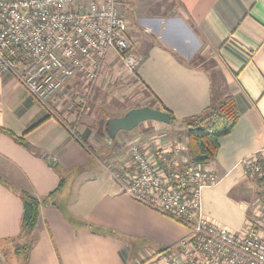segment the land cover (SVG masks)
<instances>
[{
	"label": "crops",
	"instance_id": "1",
	"mask_svg": "<svg viewBox=\"0 0 264 264\" xmlns=\"http://www.w3.org/2000/svg\"><path fill=\"white\" fill-rule=\"evenodd\" d=\"M120 2L122 13L131 12L127 35L140 63L129 72L109 52L77 124L81 74L51 94L57 116L11 75H0V129L11 133L0 131V264H148L186 236L184 225L129 197L111 173L126 166L136 139L152 143L160 135L164 144L187 145L180 120L206 110L214 79L234 98L239 118L219 139L212 159L219 181L202 189L201 208L236 234L244 226L261 185L242 174L240 162L264 147V0H178L136 20L132 3ZM137 105L167 109L176 122L144 121L106 142V119ZM22 191L40 202L28 237L18 236ZM29 240L26 256L9 247Z\"/></svg>",
	"mask_w": 264,
	"mask_h": 264
},
{
	"label": "built area",
	"instance_id": "2",
	"mask_svg": "<svg viewBox=\"0 0 264 264\" xmlns=\"http://www.w3.org/2000/svg\"><path fill=\"white\" fill-rule=\"evenodd\" d=\"M120 5V0H0V75H11L57 116L51 94L81 74L86 88L76 99L77 124L109 52L129 72L140 63ZM160 137L131 142L126 166L111 173L129 197L188 229L147 263L264 264V147L240 162L242 174L261 185L236 234L202 212V189L219 181L212 160L191 164L185 143L164 144Z\"/></svg>",
	"mask_w": 264,
	"mask_h": 264
},
{
	"label": "trees",
	"instance_id": "3",
	"mask_svg": "<svg viewBox=\"0 0 264 264\" xmlns=\"http://www.w3.org/2000/svg\"><path fill=\"white\" fill-rule=\"evenodd\" d=\"M165 111L170 114V123L176 122V118L170 111L167 109ZM238 118L239 113L234 98L231 95L216 97L212 92L209 105L204 112L181 119L180 122L184 125L187 137L189 163L205 164L212 160L219 148V139L232 130ZM0 131L11 135L8 131L2 129ZM12 136L19 144L28 147L21 137L13 134ZM63 185L64 180L61 179L57 185V189ZM20 199L22 202V214L18 236L28 237L35 227L40 202L35 196L26 191L20 193ZM91 228L98 231L97 227L91 226ZM31 245L32 241L29 240L16 248L15 252L26 256Z\"/></svg>",
	"mask_w": 264,
	"mask_h": 264
},
{
	"label": "water",
	"instance_id": "4",
	"mask_svg": "<svg viewBox=\"0 0 264 264\" xmlns=\"http://www.w3.org/2000/svg\"><path fill=\"white\" fill-rule=\"evenodd\" d=\"M148 120L169 124L171 117L167 111L148 105L130 108L120 116H112L106 119L104 126L105 141L112 143L117 132L133 130L138 124Z\"/></svg>",
	"mask_w": 264,
	"mask_h": 264
},
{
	"label": "rangeland",
	"instance_id": "5",
	"mask_svg": "<svg viewBox=\"0 0 264 264\" xmlns=\"http://www.w3.org/2000/svg\"><path fill=\"white\" fill-rule=\"evenodd\" d=\"M127 1H128V3H127ZM124 2L127 4H129L130 2L132 3L131 5L133 6L132 10H133L135 20L138 18V16H139V18H141V16L150 17V16H153L156 14L158 15V13H160V11H162V12L164 10L169 11L171 7L178 5V0H124ZM130 14H131V12L126 13L127 16H130ZM213 85H214V87H216V89H213L214 96L222 97L224 94V89L220 88L221 86L219 85V80L214 79ZM141 103L143 104L144 101L143 102L142 101L137 102L136 104L140 105ZM142 125L143 124H138L137 126L142 127ZM148 129L150 132L149 134H155L156 133L155 131H153V129H150V128H148ZM121 133H123V132H120V134ZM252 185H254V184H252ZM20 245H22V242H20V244H19V242H16V244H13V243L10 244L9 247L11 248V251H13L16 248H18ZM10 256L13 257V254Z\"/></svg>",
	"mask_w": 264,
	"mask_h": 264
}]
</instances>
